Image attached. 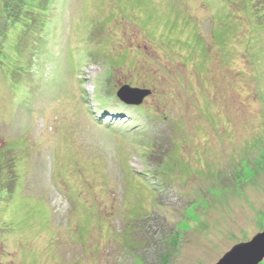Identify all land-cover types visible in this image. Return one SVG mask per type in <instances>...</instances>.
I'll list each match as a JSON object with an SVG mask.
<instances>
[{
  "label": "rangeland",
  "instance_id": "obj_1",
  "mask_svg": "<svg viewBox=\"0 0 264 264\" xmlns=\"http://www.w3.org/2000/svg\"><path fill=\"white\" fill-rule=\"evenodd\" d=\"M6 1L0 264H214L264 232V0Z\"/></svg>",
  "mask_w": 264,
  "mask_h": 264
},
{
  "label": "water",
  "instance_id": "obj_2",
  "mask_svg": "<svg viewBox=\"0 0 264 264\" xmlns=\"http://www.w3.org/2000/svg\"><path fill=\"white\" fill-rule=\"evenodd\" d=\"M148 88H137L122 85L116 92V97L128 106H138L150 96ZM264 260V232L257 234L248 242L234 245L214 264H259Z\"/></svg>",
  "mask_w": 264,
  "mask_h": 264
},
{
  "label": "trees",
  "instance_id": "obj_3",
  "mask_svg": "<svg viewBox=\"0 0 264 264\" xmlns=\"http://www.w3.org/2000/svg\"><path fill=\"white\" fill-rule=\"evenodd\" d=\"M7 1H12V0H7ZM6 1V2H7ZM9 5V4H8ZM8 5L6 6V11H7V8H8ZM8 12V16H4V14H0V27H4V29L7 28L8 26V21H9V18H10V13L9 11ZM5 31V30H4ZM4 38V32H0V44H1V40ZM117 104H119V106L121 105L119 102H117ZM104 107H103V110L102 112L103 113H100V118H104V115L107 114V110H109L110 108L106 105V103H103ZM104 109H106L104 111ZM140 110V109H139ZM261 264H264V261L261 263Z\"/></svg>",
  "mask_w": 264,
  "mask_h": 264
}]
</instances>
